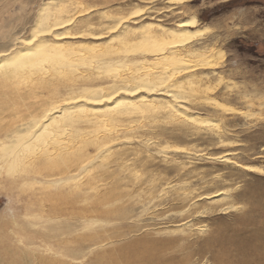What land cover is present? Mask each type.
I'll use <instances>...</instances> for the list:
<instances>
[{
    "label": "rangeland",
    "instance_id": "374dc122",
    "mask_svg": "<svg viewBox=\"0 0 264 264\" xmlns=\"http://www.w3.org/2000/svg\"><path fill=\"white\" fill-rule=\"evenodd\" d=\"M126 1L109 0L105 6L96 4V0H0V54L19 49L25 44L23 39L31 36L38 19V9L44 2H51L49 9L53 12L60 5H65L64 12H60L63 19H67V15H72V18L77 16L62 27L57 26V32L65 30L74 33L63 38V46L58 48L74 60L47 62L49 71L45 75L33 68L28 77L24 74L20 79L11 78L0 82L3 84H0V123L21 117L27 118L29 123L33 122L51 100L60 99L70 88L87 86L99 89L103 85L104 88L112 86L114 83L104 68L98 69L99 73H95L93 78L83 77L90 70L91 61L114 58L112 64L121 67L119 71H110L111 74L128 73L131 70L142 72L144 69H141L140 61L125 67L119 63L125 54H140L144 49L139 44L138 27L145 23L165 28L179 27L178 21L191 16L196 18L197 23L187 26L188 29L206 26L207 29L198 39L190 40L192 53L188 55L187 63L199 60V51L211 55L212 65L202 68L209 77L202 83L209 84L213 89L197 93L193 100L184 99L178 104L189 115L202 116L209 122L199 124L179 111L172 113L167 107L169 103L165 102L167 99L160 97L155 104L143 105L130 112L125 109L122 113L112 111L110 115L106 112L104 127L90 124L86 127L87 123L85 125L82 122L77 124L81 128L80 133H85L84 136L88 132L89 136L99 135L98 141L102 145L97 148L92 142H86L88 138L77 144L62 142V148H65L64 145L70 147L67 150L70 154L63 156L64 163H60V159L52 161L42 153L33 155L32 152L24 151L28 162L39 156L34 166L20 163L18 168L21 170L11 172L14 176L9 175L6 168H0V264H63L54 257L47 261L52 255L47 250L51 242L39 241V246V243L32 241L37 240L41 234L39 232L47 230L49 224H75L71 215L64 214L57 219L48 216H54L55 210L51 205L55 200L53 195L57 191L73 188L85 176L81 174L51 184L49 172H57V177L75 173L71 170L75 156L85 150L95 163L110 160L114 163L115 158L139 162L141 176L149 173L156 178V183L159 179L164 180V177L166 181L176 183V191L181 195L175 196V190L169 193L179 199L199 195L194 199L196 213L185 219L189 221L188 224H195L194 229L198 226L205 229L190 237V240L195 239L197 242L193 244L195 247L190 256L192 263L264 264V0H149L144 6L149 7L151 17L147 15L128 20L126 24L135 29L115 36L113 40L109 39L118 30L103 28L113 24L117 16L97 14L87 23L80 20L85 16L80 17L75 13L76 9L88 6L89 11L102 9L103 6L106 10L110 6H121ZM92 4L97 8H92ZM132 7L126 6V9ZM101 31L105 33L99 36ZM37 35V38L51 39L48 32ZM208 44V52H204L203 47ZM78 50L80 52H74ZM80 55L91 58L88 60ZM143 62L142 67L156 65L151 59ZM139 94L135 96L136 99ZM217 101L220 106L215 104ZM106 108L109 109L108 106ZM111 161L107 166L117 169ZM41 173L45 175L42 177ZM143 189L145 192L148 184H144ZM215 191H223L227 195L213 201L203 198ZM75 196L79 199L77 194ZM159 198L163 199L164 195L152 198V201L158 202ZM156 208L159 210L161 206ZM167 213L177 214L179 211L173 208ZM143 216L145 221L134 224V229L129 225L131 220L116 219L104 224L116 228L119 236L105 233L102 241L91 244V251L78 262L135 264V257L139 259L144 254L143 245L135 247L137 245L132 243L129 246L127 242L144 235L149 241L158 239L160 243V249L155 250V254L148 253L144 261L151 262L162 257L160 255L165 253L162 251L166 247L165 241L174 236L167 235L166 226L173 228L181 222L174 218L158 223L160 220L152 221L148 216ZM94 225H99V222ZM211 235L215 241L206 244L207 237ZM60 240L61 237L52 242L57 251L61 247L76 244L72 242L67 245ZM126 248L137 253L125 255ZM31 250L37 252L34 259L30 256ZM173 256L178 257L179 254Z\"/></svg>",
    "mask_w": 264,
    "mask_h": 264
},
{
    "label": "bare ground",
    "instance_id": "6f19581e",
    "mask_svg": "<svg viewBox=\"0 0 264 264\" xmlns=\"http://www.w3.org/2000/svg\"><path fill=\"white\" fill-rule=\"evenodd\" d=\"M96 1V4L104 5L109 2V0ZM148 1L127 0L121 6H110L106 10H104V6L102 9H96L97 7H93L92 4L91 7L96 10L91 9L92 11H89L90 7L88 6L76 9L75 13H78L80 17L85 16V18H82L83 20H80L87 23L97 14L117 16L113 24H109L103 28L105 30H118L109 39L113 40L115 36L119 37L122 33L135 29L126 24L128 20L147 15L151 17V11L148 10L149 7L144 6L146 2L149 3ZM172 1L180 2L181 0ZM139 2H143L144 4L139 5ZM50 3L44 2L40 5L37 12L38 19L31 32V36L23 39L25 44L14 51L0 54V82L3 83L4 80H10L11 78L20 79L24 74L28 77V73L32 72L33 68L42 71V75H45L49 71V68L46 66L47 62L54 63L57 61L74 60L69 55L63 54V51L58 50V48H62L63 46L61 40L68 36H73L74 33L65 30L57 32L59 28L57 26L61 25L62 27L64 23L73 21L77 16L72 18V15H67L69 17L63 19L60 16V12L65 10V5H60L57 11L53 12L49 9ZM126 6L133 7L127 10ZM195 23H197L196 18L191 16L178 21L177 26L179 27L165 28L162 25H151V23L139 26V44H142L144 49H140V54H125L119 59V63H122L125 67L140 61L141 69H144L142 72L128 68L131 70L128 73L118 72L111 74L110 71H119L121 67V65H119L120 67H115L112 64L114 58L106 57L91 61L89 64L90 70H87L88 73L83 77L93 78L95 73H99L98 69L104 68L107 72L104 73L109 75L108 78L114 83L112 86L104 88L103 85L99 89H90L87 86L70 88L69 92L67 91L66 95H63L60 99L51 100L33 122L29 123L27 118L21 117L15 120L11 119L3 124L0 123V150L3 151V155L0 156V161H2L0 168H6V172L14 176L11 172H19L21 170L18 168L20 163H28L29 166H34L39 156H37V159L31 158L28 162V157L25 156L24 151L32 152L34 153L33 155L42 153L52 161L60 159L59 162L64 163L63 156L66 157V155L70 154V151H67L70 148L69 146L64 145L65 148L61 147L62 142L65 141L77 144L79 141H84L88 138L86 142L90 141L97 145L96 147L98 148L102 145L98 141L100 140V136L97 134L89 136L88 132L85 137V133H80L81 128H78L77 124L82 122L85 125L87 123L86 127H89L88 124L103 125L101 127H104L106 112L108 115L112 114V111L122 113L124 109L126 112L128 110L130 112L143 105H153L160 100V97L167 99L165 102L169 103L167 107L170 108L172 113H175L173 111H179L183 116L188 117V119L191 118L193 122H198L199 124L209 122L203 119L202 116L195 117L194 115H189V113L181 110L178 104L184 99L193 100L196 98L194 96L197 93H205V90L208 92L213 89L209 84L202 83V81H205L209 77V74L204 73L202 68L212 65V56L205 55L206 53L202 54L199 51L200 56L197 57L200 59L194 60L195 62L191 64L187 63L189 60L188 55L192 53L189 48L191 44L190 40L198 39L207 29V26L195 29L187 28V26H192ZM41 32L50 33L51 39L37 38V34ZM103 33L105 31L99 32V36L103 35ZM121 42L125 43L124 41ZM209 47L210 44L203 47V51L208 52ZM74 52H80V50ZM85 58L89 60L91 56H86ZM85 58L78 59L85 61ZM147 59H151L156 65L148 68L142 67L143 60ZM166 61L168 63H164ZM219 80H221L220 77ZM0 91L2 92V90ZM142 91L144 93L139 94ZM137 94H139L138 99L135 98ZM215 104L219 105L218 101ZM107 106L109 109L106 108ZM55 147V150H51ZM115 159L116 162L114 161V163L110 161L112 164H115L114 166L117 169H111V165H109L110 167L107 166L110 161L95 163L89 159L85 150L84 153L80 152L75 156L73 169H71L75 173H71L65 177H57V172H49L51 184L84 174L85 177L81 183H78L73 188L69 187L65 189L64 192L57 191L53 195L55 200L51 205H53L52 209L55 210L54 216H48L57 219L64 214L71 215L70 218L75 220V224L70 222L58 225L49 224L47 230L39 232L41 233L39 234V240L35 239L32 243H39V241L40 243L51 242V245L48 244L47 250L52 255L49 258L47 257V261L54 257L63 264H76L82 256L84 257L91 251L89 249L91 244L95 241L97 243L102 241L105 233L119 236L116 228L111 227L112 225L104 226V224H108L111 221L114 222L116 219L131 220V224L129 225L134 229V224H139L138 222L144 220L143 215L148 216L152 221L160 220L158 223H163L165 219L175 220L174 218H178L177 221L181 223L173 228L166 226L168 229L166 231L167 235L169 233L171 235L174 234V236L169 237L165 241L167 243L164 244L166 247L163 246L164 248H162V251L165 252L160 255L162 257L151 262L144 261V257L148 258V253L155 254V250L160 249L158 248V244H160L158 239L149 241L144 237V234L140 238L127 242V245L132 243L137 245L135 247L143 245L144 254L140 255L139 259L135 257V264H194L190 261V256L195 247L193 244L197 242H195V239L190 240V237L197 231L201 232L205 229L199 226L196 227L197 229H194L193 226L195 224H188L189 221L185 219L196 213L194 199L199 195L187 196L185 200L179 199L175 197L181 195L176 191L178 188L176 183L169 180L166 181L165 177L163 178L164 180L159 179V182L156 183V178L154 179V176L149 173L144 174L145 176L142 175L143 177L141 176L139 173V162L129 159ZM175 168L178 169V167ZM92 169L94 171L89 173ZM117 174L119 175L116 176ZM44 175L45 173H41L42 177ZM144 184H148V189L145 192H143ZM139 189H141L140 192H136ZM172 190H175V196L169 193ZM142 192L144 193L143 195L141 194ZM75 194H77L79 199L76 198ZM163 195L164 200L159 198L158 202L152 201V198ZM226 195V192L215 191L207 193L203 198L213 201L215 199H223ZM133 197L135 198L132 200ZM158 206H161V209L158 210L156 208ZM173 208L178 209L179 213L168 214L167 212H171ZM104 215L106 216L105 218ZM95 222H99V225H94ZM154 231L157 230L154 229ZM59 237H61L60 242L64 244L68 245L72 242L76 244L73 246H60L61 250L57 251L54 249L52 242L59 239ZM211 237L212 235L207 237L206 244L215 241V237ZM40 243L39 246L41 245ZM189 249L190 251H188ZM128 253H130V256H133L137 252L136 250L126 248L125 255ZM172 254H179V256L174 257ZM30 256L34 259L37 256V252L31 250ZM78 263L82 264L83 262Z\"/></svg>",
    "mask_w": 264,
    "mask_h": 264
}]
</instances>
